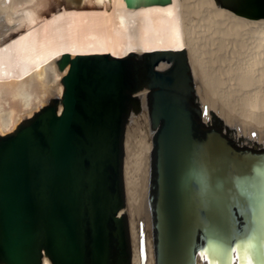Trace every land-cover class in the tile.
<instances>
[{
    "label": "bare ground",
    "instance_id": "1",
    "mask_svg": "<svg viewBox=\"0 0 264 264\" xmlns=\"http://www.w3.org/2000/svg\"><path fill=\"white\" fill-rule=\"evenodd\" d=\"M157 50L185 51L196 100L191 93L181 99V105L190 113L199 111L195 105L202 110L206 105L207 113L198 121L213 127L211 133H203L191 121L195 163L203 171L193 182L195 207L185 242L191 246L179 264H264V17L236 14L215 0H171L134 8L125 0H109V7L101 8L93 0H86L84 7L60 0H0V136L50 102L62 108V77L69 65L61 69L58 60L64 53L117 58L132 53L128 61L136 60L137 74L141 55ZM169 65L170 60L161 61L156 69ZM125 70L127 87L132 88L127 65ZM146 78L136 79L137 88L125 92L133 101L124 116V205L117 213L126 218L124 264H164L157 211L156 129L151 117L155 88L144 85L150 75ZM214 133L233 141L230 148L246 151L230 153L224 194L213 193L209 179ZM240 189L246 191L244 201L260 199L261 203L255 221L248 220L242 228L233 221V209L251 217L252 208L238 201ZM225 204L230 211H222L228 218L224 232L219 213ZM41 254V264H52L42 247Z\"/></svg>",
    "mask_w": 264,
    "mask_h": 264
},
{
    "label": "water",
    "instance_id": "2",
    "mask_svg": "<svg viewBox=\"0 0 264 264\" xmlns=\"http://www.w3.org/2000/svg\"><path fill=\"white\" fill-rule=\"evenodd\" d=\"M125 1L134 8L171 0ZM215 1L239 15L264 17V0ZM60 2L84 7L86 0ZM93 2L98 8L104 4L109 7V0ZM131 57L132 53L122 58L101 53L72 57L64 53L58 60L61 69L69 65L62 77V108L50 102L0 136V264H41V247L52 264H124L126 218L117 213L124 205V116L133 101L125 92L131 93L137 88L136 79L145 81L146 75H150V82L144 85L155 88L151 117L156 129L157 211L163 259L164 264L183 261L191 246L185 242L189 240L195 207L193 182L199 181L203 171L195 163L192 122L195 120V127L203 133H211L213 127L198 121L207 113L206 105L202 110L194 104L199 109L195 113L181 105L185 95L192 93L190 97L196 100L184 50L142 54L137 74L136 60L128 61ZM165 60H170L169 67L156 69ZM126 65L132 88L127 87ZM214 140L209 179L212 192L224 194L230 153L246 151L230 148L235 143L218 133L213 134ZM225 157L228 162L223 167ZM245 193L239 190L238 201L252 208L251 217L237 207L233 209V221L240 228L248 220L255 221L261 205L260 199L244 201ZM227 207L225 204L221 208L219 217ZM219 224L225 232L226 215ZM256 241L259 248L258 237ZM258 248L257 261L261 259Z\"/></svg>",
    "mask_w": 264,
    "mask_h": 264
},
{
    "label": "rangeland",
    "instance_id": "3",
    "mask_svg": "<svg viewBox=\"0 0 264 264\" xmlns=\"http://www.w3.org/2000/svg\"><path fill=\"white\" fill-rule=\"evenodd\" d=\"M255 131L252 132V134L254 133Z\"/></svg>",
    "mask_w": 264,
    "mask_h": 264
}]
</instances>
